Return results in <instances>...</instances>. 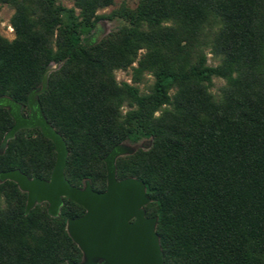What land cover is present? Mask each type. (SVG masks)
Masks as SVG:
<instances>
[{"label":"trees","instance_id":"16d2710c","mask_svg":"<svg viewBox=\"0 0 264 264\" xmlns=\"http://www.w3.org/2000/svg\"><path fill=\"white\" fill-rule=\"evenodd\" d=\"M67 1L0 0L14 9V37L0 34V97L26 115L28 93L59 64L38 98L66 142L72 185L104 190L108 151L141 142L117 157L116 177L144 182L164 264H264V0H137L102 14L114 0ZM114 17L125 23L88 37ZM128 68L131 82L118 81ZM214 77L225 81L217 94ZM12 124L0 106V143ZM55 157L39 128H23L0 171L48 179ZM26 200L0 181V264L80 261L66 223L84 208L64 198L57 216L46 202L25 214Z\"/></svg>","mask_w":264,"mask_h":264},{"label":"water","instance_id":"95a60500","mask_svg":"<svg viewBox=\"0 0 264 264\" xmlns=\"http://www.w3.org/2000/svg\"><path fill=\"white\" fill-rule=\"evenodd\" d=\"M58 66L49 65L40 84L28 93V115L23 114L20 103L8 96L0 97V106L7 108L13 119V124L2 137L0 153L18 130L39 128L52 141L56 153L49 178L29 177L15 168L0 171V181H14L21 191L27 193L25 214L35 204L46 202L48 214L57 216L64 198L84 208L82 215L67 219V232L82 251L80 261L69 260L68 264H164L156 233L157 218L146 215L144 208L150 201L144 182L132 176L116 177L117 157L132 153L138 146L119 143L108 151L104 157L106 188L102 191L94 190L89 180L78 187L66 178V142L46 119L38 98L46 88L49 72Z\"/></svg>","mask_w":264,"mask_h":264},{"label":"rangeland","instance_id":"374dc122","mask_svg":"<svg viewBox=\"0 0 264 264\" xmlns=\"http://www.w3.org/2000/svg\"><path fill=\"white\" fill-rule=\"evenodd\" d=\"M62 2L66 5H71V3L67 0H62ZM137 3V0H114V4L103 9H99L97 11L98 14L109 13L112 9L119 7L121 4H125L129 7H134ZM13 7L8 4H0V34L8 39H12L14 37L13 29L10 25V18L13 14ZM125 21L122 18L114 17L112 19H102L99 22V25L94 29L89 35V38H93L95 41L100 40L102 37L107 35L108 33L116 30ZM209 56V63L215 64V61ZM136 65V62L133 63ZM115 76L118 81H127L131 82V69H118L115 71ZM153 78L150 74H145L142 81L136 83L141 91H146L148 86L152 83ZM212 85L210 87L211 92L217 94L219 92L220 87L225 83V81L221 78L214 77L212 80ZM28 113V112H27ZM132 147H136L141 145V142L137 144H129Z\"/></svg>","mask_w":264,"mask_h":264},{"label":"flooded vegetation","instance_id":"af4514ba","mask_svg":"<svg viewBox=\"0 0 264 264\" xmlns=\"http://www.w3.org/2000/svg\"><path fill=\"white\" fill-rule=\"evenodd\" d=\"M26 115H28V113Z\"/></svg>","mask_w":264,"mask_h":264}]
</instances>
